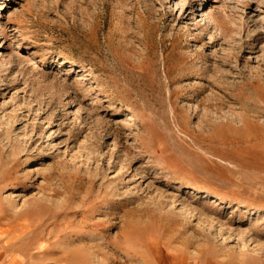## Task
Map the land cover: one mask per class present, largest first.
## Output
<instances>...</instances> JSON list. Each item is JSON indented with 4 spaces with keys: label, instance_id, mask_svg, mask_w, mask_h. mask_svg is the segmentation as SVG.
I'll return each mask as SVG.
<instances>
[{
    "label": "rangeland",
    "instance_id": "rangeland-1",
    "mask_svg": "<svg viewBox=\"0 0 264 264\" xmlns=\"http://www.w3.org/2000/svg\"><path fill=\"white\" fill-rule=\"evenodd\" d=\"M0 250L264 264V0H0Z\"/></svg>",
    "mask_w": 264,
    "mask_h": 264
},
{
    "label": "crops",
    "instance_id": "crops-1",
    "mask_svg": "<svg viewBox=\"0 0 264 264\" xmlns=\"http://www.w3.org/2000/svg\"><path fill=\"white\" fill-rule=\"evenodd\" d=\"M0 264H9V261L5 259L4 253L0 250Z\"/></svg>",
    "mask_w": 264,
    "mask_h": 264
},
{
    "label": "bare ground",
    "instance_id": "bare-ground-1",
    "mask_svg": "<svg viewBox=\"0 0 264 264\" xmlns=\"http://www.w3.org/2000/svg\"><path fill=\"white\" fill-rule=\"evenodd\" d=\"M257 134V133H256Z\"/></svg>",
    "mask_w": 264,
    "mask_h": 264
}]
</instances>
